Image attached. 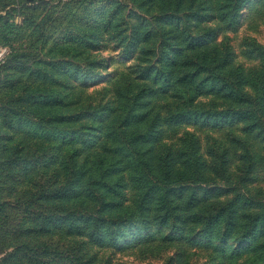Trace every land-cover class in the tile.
Masks as SVG:
<instances>
[{
	"label": "rangeland",
	"instance_id": "obj_1",
	"mask_svg": "<svg viewBox=\"0 0 264 264\" xmlns=\"http://www.w3.org/2000/svg\"><path fill=\"white\" fill-rule=\"evenodd\" d=\"M54 1L20 0L18 5L13 0H0V205L28 209L37 219L47 217L44 230L50 232L47 236L52 240L57 235L55 226L66 237L70 212V194L65 186L68 164L75 155L82 159L85 141L92 135L87 128L96 125L90 113L93 109L87 113L86 105L101 109L107 118L119 121L126 117L131 124L128 130L137 136L144 125L152 124L154 115L164 116L166 103L187 101V97L157 93L136 102L149 106L123 109L126 100L105 90L116 79L139 75L131 71L136 59H123L120 43L99 44L100 28L89 24H83V29L76 25L84 41L65 39L62 31L52 26L61 9ZM196 15L188 19L195 21ZM222 22L218 20L209 27L216 31L215 46H222V53L225 48L231 53L232 68L252 75L264 70V0L248 1L231 22ZM220 59L221 55L217 57ZM158 61L153 59L155 64ZM260 62L262 68H258ZM253 68L257 70L250 72ZM218 74L224 76L226 71L219 70ZM226 94L230 97L234 93ZM195 97L192 105L182 106L181 111L197 112L205 118L208 112L237 110L230 100H220L208 89L197 91ZM136 114H144L145 119L136 120ZM260 114L264 116V111ZM252 116L245 120L228 117L217 123L214 119L209 123L191 121L189 117L175 128L199 140L200 154L216 169V180L221 183L213 193L199 195L201 219L197 218L210 217L204 233L201 229L191 233L188 243L192 246V262L188 259L184 264H264V122L256 120L258 115ZM161 152L163 149L157 148L156 153ZM80 172L87 178L86 169ZM55 189L60 192L58 199ZM147 193L134 186L120 196L110 195L108 200L120 205L119 211L131 206L139 217L138 207ZM190 197L172 196L180 205L178 213L186 214L183 200ZM154 200L150 212L159 203ZM15 227L6 240L0 236V264H18L21 250L35 242L36 231L23 233L25 227L18 220ZM140 228L126 230L115 249L98 251L99 259L110 258L111 264H161L158 258L140 254V244L148 236ZM211 229V235L203 237ZM160 252L175 254L173 248Z\"/></svg>",
	"mask_w": 264,
	"mask_h": 264
},
{
	"label": "trees",
	"instance_id": "obj_2",
	"mask_svg": "<svg viewBox=\"0 0 264 264\" xmlns=\"http://www.w3.org/2000/svg\"><path fill=\"white\" fill-rule=\"evenodd\" d=\"M13 1L20 3V0ZM248 1L252 0L54 1L61 9L52 26L61 30L60 35L65 39L84 41L79 36L82 30H76V25L83 29V24H89L96 30L100 28L99 44L120 43L124 48L123 59H136L131 71L139 75L116 79L105 90L126 100L123 109L149 106L136 102L138 98L157 93L187 97V101L166 103L164 116L154 115L152 124L144 125L135 136L128 130L131 124L126 117L121 121L107 118L87 100V113L93 109L90 113L96 125L87 128L92 135L85 141L82 159L75 155L71 165L68 164L65 186L70 194V212L66 237L63 238L60 234L63 230L55 226L56 238H49L50 232L44 230L48 225L45 216L37 219L28 209L20 211L16 205H0L2 240L14 234L17 220L25 227L23 233L36 231L35 242L21 250L18 264H111L110 258L99 259L98 251L115 249L126 230L138 226L140 231L148 232L138 249L140 254L158 258L161 264H184L192 259V246L188 243L191 233L195 229L204 233L210 217L198 220L201 219L199 195L213 193L221 183L216 180V169L200 154L199 140L191 133L182 135L175 128L189 117L191 121L209 123L211 119L224 122L228 117L245 120L258 115L256 120L264 122L260 114L264 111V70L254 72L257 69L253 68L250 71L253 75L241 68L234 70L231 53L227 48L222 53V46H215L216 31L209 27L218 20L231 22ZM198 10L201 12L195 13ZM194 14H197L195 21L188 19ZM218 14L221 15L216 18ZM219 55L221 59L217 60ZM156 58L159 61L155 64L153 59ZM262 67L260 62L258 68ZM219 70H225L226 74L221 76ZM202 89L212 91L220 100H230L237 110L208 112L205 118L197 112L181 111L182 106L192 105L196 92ZM227 92L234 94L226 97ZM133 97L136 98L132 103ZM135 117L138 121L145 119L144 114ZM157 148H162L163 152L156 153ZM224 165L221 163V167ZM82 169L87 170L85 179L80 172ZM113 177L114 182L107 185V180ZM134 186L148 192L138 207L139 217H135L136 210L131 206L119 211L120 205L108 200L110 195L120 196L122 191L132 190ZM184 189L186 193L182 194ZM53 193L58 199L60 192L55 189ZM175 195L191 196L186 200L182 198L186 214L177 212L180 205L172 198ZM153 199L159 203L150 212ZM211 233L212 229L203 237ZM167 248H173L175 254L160 252Z\"/></svg>",
	"mask_w": 264,
	"mask_h": 264
}]
</instances>
